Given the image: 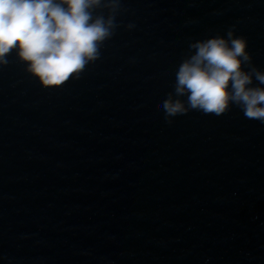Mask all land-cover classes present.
I'll return each instance as SVG.
<instances>
[{"label": "water", "instance_id": "water-1", "mask_svg": "<svg viewBox=\"0 0 264 264\" xmlns=\"http://www.w3.org/2000/svg\"><path fill=\"white\" fill-rule=\"evenodd\" d=\"M116 23L61 85L0 65V264H264V123L162 108L196 39L233 27L264 70V0H121Z\"/></svg>", "mask_w": 264, "mask_h": 264}, {"label": "clouds", "instance_id": "clouds-1", "mask_svg": "<svg viewBox=\"0 0 264 264\" xmlns=\"http://www.w3.org/2000/svg\"><path fill=\"white\" fill-rule=\"evenodd\" d=\"M120 5L121 0H0V65L15 51L42 87L78 77L113 35ZM173 87L162 101L168 123L190 110L220 116L233 105L246 119L264 123V70L252 64L246 38L233 27L191 41Z\"/></svg>", "mask_w": 264, "mask_h": 264}]
</instances>
